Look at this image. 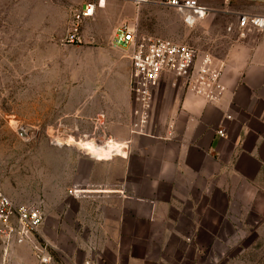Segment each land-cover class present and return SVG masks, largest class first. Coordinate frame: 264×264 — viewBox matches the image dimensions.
<instances>
[{"label":"rangeland","instance_id":"374dc122","mask_svg":"<svg viewBox=\"0 0 264 264\" xmlns=\"http://www.w3.org/2000/svg\"><path fill=\"white\" fill-rule=\"evenodd\" d=\"M94 1L0 0L2 191L11 189L12 196L5 193L19 204L42 207L44 223L54 227V238L65 251L46 241L64 264H96L87 232L77 231L75 215L82 202L90 214L91 202L103 197L96 193L98 184L91 174L95 163L111 160L103 158L106 142H125L110 132L107 111L112 106L109 97L121 91V83L127 85L130 71L126 47L114 41L118 26L137 17L143 34L190 43L218 57L225 48L224 30L237 17L211 14L191 29L175 10L155 2L136 16L130 3L102 0L95 16L79 24L80 41L68 42L74 12ZM242 4L237 2L235 11ZM213 5L220 10L222 0ZM92 95L99 99L92 101ZM115 125L122 130L121 123ZM88 141L105 147L93 154L83 147ZM128 151L129 145L125 155ZM236 204L225 221L210 224L215 237L194 239L188 250L177 243L182 253H173L166 264H264V174L243 190ZM79 234L84 235L80 248Z\"/></svg>","mask_w":264,"mask_h":264},{"label":"crops","instance_id":"0c3cea01","mask_svg":"<svg viewBox=\"0 0 264 264\" xmlns=\"http://www.w3.org/2000/svg\"><path fill=\"white\" fill-rule=\"evenodd\" d=\"M207 1L214 7L215 0ZM235 2H243L238 13L264 14V4L249 0H222V7L236 12ZM234 22L236 27L237 17ZM223 38L218 58L224 62L225 92L218 102H208L166 75L139 130L133 126L138 116L129 75L127 85L121 83V91L109 97V130L128 143L129 151L125 155V142H106L103 158L111 160L95 163L91 174L103 197L91 202L90 214L82 202L74 221L80 225L77 231L87 232L96 264L171 263L173 253H182L177 245L188 250L194 239L215 237L210 224L225 221L243 190L264 174V30L238 38L236 30L225 29ZM98 99L92 95V101ZM119 149L123 156L114 158ZM63 225L60 221L59 228ZM39 232L65 251L50 222ZM77 236L80 248L84 235ZM0 264L37 262L31 246L6 247L0 239Z\"/></svg>","mask_w":264,"mask_h":264},{"label":"built area","instance_id":"2783aa9c","mask_svg":"<svg viewBox=\"0 0 264 264\" xmlns=\"http://www.w3.org/2000/svg\"><path fill=\"white\" fill-rule=\"evenodd\" d=\"M130 3L139 10L152 2L175 10L187 28H195L209 15L215 13L236 14L237 23L227 27L238 38H245L253 30H264V14L232 12L228 7L216 10L207 0H115ZM264 4V0H249ZM102 0L87 3L73 14V33L68 42L80 41L79 24L95 16L102 7ZM228 3L229 0H224ZM131 22V25H129ZM114 41L124 45L130 61L129 90L136 103L135 114L139 122L133 126L141 128L148 120L153 95L164 76L170 75L183 83L185 88L208 102H218L224 92V62L209 51H201L190 43H180L167 38L143 34L139 31L137 17L123 21L117 28ZM19 130L25 133L21 126ZM221 137L225 131L218 130ZM127 144V143H126ZM128 147V145L125 147ZM79 195V194H78ZM45 222V213L35 203L19 204L0 190V239L6 247L27 244L31 246L37 264H64L56 259L48 242L38 237Z\"/></svg>","mask_w":264,"mask_h":264},{"label":"bare ground","instance_id":"6f19581e","mask_svg":"<svg viewBox=\"0 0 264 264\" xmlns=\"http://www.w3.org/2000/svg\"><path fill=\"white\" fill-rule=\"evenodd\" d=\"M27 131V130H26ZM25 132V130H24ZM25 134V133H24ZM88 152H91L93 154H100L102 150L104 149V144L103 145H98L94 141H88L84 144L83 146Z\"/></svg>","mask_w":264,"mask_h":264}]
</instances>
